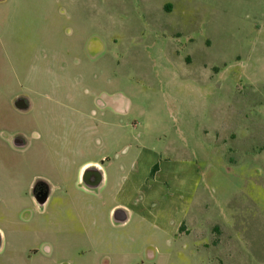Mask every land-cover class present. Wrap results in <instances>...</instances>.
I'll return each mask as SVG.
<instances>
[{
  "label": "rangeland",
  "instance_id": "obj_1",
  "mask_svg": "<svg viewBox=\"0 0 264 264\" xmlns=\"http://www.w3.org/2000/svg\"><path fill=\"white\" fill-rule=\"evenodd\" d=\"M32 96L45 110L13 104ZM98 100L126 109L108 118L150 150L162 227L192 185L189 234L142 225L135 242L107 243L70 231L66 211L42 225L29 183L48 168L31 152L87 158L82 128ZM69 129L85 141L51 140ZM15 135L32 145L15 147ZM13 216L18 248L0 264H100L103 252L109 264H264V0H0V226Z\"/></svg>",
  "mask_w": 264,
  "mask_h": 264
},
{
  "label": "crops",
  "instance_id": "obj_2",
  "mask_svg": "<svg viewBox=\"0 0 264 264\" xmlns=\"http://www.w3.org/2000/svg\"><path fill=\"white\" fill-rule=\"evenodd\" d=\"M35 99V97H31V102L28 101L29 109L26 111L29 112L35 110L36 107L38 108ZM69 106L67 103H57V107ZM97 107L99 111L97 109L91 110L88 115L93 121L91 124L83 126L79 120V124L83 126L82 132H88L89 155L87 158L76 163L73 162L75 158L70 155L73 152L76 154L75 150L72 149L74 147L68 151L70 155H64L59 150L44 151L40 149L37 152H31V154H35L36 159L46 161V165H43L45 169L48 168L46 173L34 174L29 183L31 186L33 182L40 179L48 186V198L40 207L42 225L47 229L52 228L54 226V211H56V215L66 211L71 224L69 226L70 231L76 232L75 230H77L89 233L92 231L95 238L98 237L96 232H101L98 240L104 239L107 243L110 238L118 241L119 244L124 239L135 242L139 237L142 225L148 226L154 231L169 230L174 234L183 231V233L189 234L190 227L194 224V221L190 219L192 185H188V200L186 188H184V193H182L184 202H180L175 210L178 218L174 220V224L172 223L173 225L168 226V228L162 227L158 221V211L153 208L154 204H151L153 186L146 183L147 169L144 160L146 150H150L144 145L142 136L134 135L129 139L119 131L124 129V124H116L112 121V114L123 116L127 113L126 109L123 107L113 109L110 104L100 100L97 102ZM38 109L45 110L44 108ZM75 111L80 117L87 119L86 114L80 112L79 108ZM108 111L109 115L111 114L110 118H108ZM104 115L107 119H103ZM43 121V126H48L47 120L43 119ZM103 127L104 132H101ZM70 129L74 130L72 127ZM70 129L67 135H52L51 140L70 143L69 146H71L73 138L75 145L85 141L86 138H81L86 137V135L75 137L71 134ZM34 136L33 141H45L42 139L43 135L39 133H34ZM23 138V149H27L32 145V140L26 135ZM174 151L175 149L171 148L168 154L172 155ZM38 155H41L40 158ZM165 167L167 173L177 174L179 170L178 167L171 164ZM99 178L100 182L93 186ZM34 204L37 206L35 202ZM81 209L84 213L80 212ZM121 217H126L122 223L118 221ZM186 217H188V227L181 230L178 225L182 219L186 222ZM9 218L8 228L0 226V254L10 253L18 248L12 244V239L17 234L13 230L16 226V217L13 216L14 221L11 220V217ZM81 221L86 224L80 226ZM103 225H108L113 229V232L105 229L102 231ZM59 231L64 232L63 230ZM92 248L95 251L97 246ZM106 253H102L104 256L100 264H109L107 263L108 257L105 256Z\"/></svg>",
  "mask_w": 264,
  "mask_h": 264
},
{
  "label": "flooded vegetation",
  "instance_id": "obj_3",
  "mask_svg": "<svg viewBox=\"0 0 264 264\" xmlns=\"http://www.w3.org/2000/svg\"><path fill=\"white\" fill-rule=\"evenodd\" d=\"M26 99V98H25ZM26 103L28 104V108L29 109V102L28 100L26 99ZM14 104V103H13ZM15 106V105H14ZM26 109V110H27ZM26 110H21V111H26ZM24 144V138L22 136H19V135H15L12 139H11V144L14 145L15 147H19L20 144ZM24 147V145H23ZM19 148H22V147H19ZM45 190H48V186L43 182V181H35L31 188H30V194H31V197L33 199V201L38 205V203L35 201L34 197L36 196H39L41 193H43Z\"/></svg>",
  "mask_w": 264,
  "mask_h": 264
},
{
  "label": "water",
  "instance_id": "obj_4",
  "mask_svg": "<svg viewBox=\"0 0 264 264\" xmlns=\"http://www.w3.org/2000/svg\"><path fill=\"white\" fill-rule=\"evenodd\" d=\"M14 105L18 110H26L28 108V104L26 103V99L24 97H18L17 99H15L14 101ZM24 144H20L19 147H23ZM100 182V178L97 179V181L94 183L93 186H96L98 183ZM48 198V190H45L43 193H41L39 196H35L34 199L35 201L38 203V205L42 206L45 201ZM118 212H120V210H118ZM126 220V217H121V219H119V222H124Z\"/></svg>",
  "mask_w": 264,
  "mask_h": 264
}]
</instances>
